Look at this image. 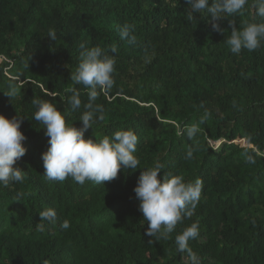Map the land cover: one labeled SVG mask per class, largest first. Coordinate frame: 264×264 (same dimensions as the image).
<instances>
[{"label":"trees","instance_id":"obj_1","mask_svg":"<svg viewBox=\"0 0 264 264\" xmlns=\"http://www.w3.org/2000/svg\"><path fill=\"white\" fill-rule=\"evenodd\" d=\"M253 4L228 19L237 28L259 22ZM188 8L185 0H0V115L22 119L27 149L14 165L24 181L0 186V264H190L175 237L194 222L199 235L188 243L199 264H264V43L233 54L228 19L216 22L222 34L206 13L189 20ZM124 24L133 26L135 43L120 39ZM81 44L116 60L114 86L95 101L104 119L94 116L85 139L121 130L138 137L139 169L102 184L47 180L41 154L49 138L33 119L32 101L43 99L66 124L82 126L87 90L70 78ZM12 85L19 91L8 98ZM70 87L81 99L75 111ZM157 163L158 178L203 184L193 215L160 239L145 235L133 191L141 171ZM45 209L56 211L55 223L39 221ZM65 220L70 227L62 229Z\"/></svg>","mask_w":264,"mask_h":264},{"label":"clouds","instance_id":"obj_2","mask_svg":"<svg viewBox=\"0 0 264 264\" xmlns=\"http://www.w3.org/2000/svg\"><path fill=\"white\" fill-rule=\"evenodd\" d=\"M189 5L188 19H193V13H206L210 17L213 31L224 33L217 21L228 19L241 13L248 0H185ZM255 15L259 22H247L241 28H237L232 19H228L231 29L226 43L231 53L240 54L242 50L253 52L264 43V0H254ZM132 25L124 24L119 29V37L129 44L136 41L132 34ZM47 37L50 42L57 39L56 31L49 29ZM80 62L70 78L75 85H82L87 90L88 102L84 105L86 111L79 118L82 126L74 127L66 124L65 115L57 110L53 103L35 99L36 105L33 119L44 127L49 147L41 154L44 176L49 181H65L73 179L79 184L86 181L102 184L117 178L118 173L126 169H139L140 161L134 155L137 150L138 137L132 130L116 131L111 137L104 136L97 141L91 138L85 139V133L96 121L94 116L99 113L98 119L103 120V106L95 104L98 95L107 94L114 86L113 73L116 60L109 56L99 46L86 47L80 45ZM113 53L116 48L111 49ZM19 89L12 85L3 94L8 98L15 97ZM72 93L70 98L71 110L75 111L81 106L79 92L75 88H69ZM55 95V94H53ZM205 113L201 123L207 119ZM22 119L15 117L7 119L0 115V186L7 187L10 182L22 183L25 172L14 167L22 158L27 149L22 146L26 137L19 130ZM197 125L186 129L189 138L195 136ZM219 143H215L218 146ZM194 149L189 147L186 158H191ZM162 165L157 163L154 167L142 170L133 191L140 201L138 210L147 222L145 235L148 237L167 238L176 225L184 218H190L201 198L202 181L196 179L194 183L185 182L180 175L164 173L161 178ZM39 221L55 223L57 214L54 209H45L39 213ZM44 223H38V230L44 231ZM62 229H67L70 224L67 220L60 224ZM199 235V224L194 222L175 237L178 252L187 253L190 264H199L198 257L189 247V241L195 240Z\"/></svg>","mask_w":264,"mask_h":264},{"label":"rangeland","instance_id":"obj_3","mask_svg":"<svg viewBox=\"0 0 264 264\" xmlns=\"http://www.w3.org/2000/svg\"><path fill=\"white\" fill-rule=\"evenodd\" d=\"M0 62H1V58H0Z\"/></svg>","mask_w":264,"mask_h":264}]
</instances>
